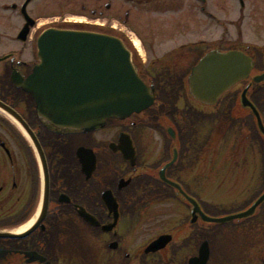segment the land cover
I'll return each mask as SVG.
<instances>
[{"label":"flooded vegetation","instance_id":"obj_1","mask_svg":"<svg viewBox=\"0 0 264 264\" xmlns=\"http://www.w3.org/2000/svg\"><path fill=\"white\" fill-rule=\"evenodd\" d=\"M212 1L0 0V102L28 126L38 144L35 148L12 115L2 113L0 264H188L197 254L199 228L183 235L184 240L178 239L176 246L173 232H160L140 243L133 236L142 226V211L185 204L176 187L160 179L174 151L177 160L165 169V177L190 196L198 189V180L186 183L181 165L192 153L188 136L195 145L198 105L191 97L192 105L183 111L188 120L181 125L176 119L182 95L177 84L187 82L192 66L201 58L199 47L210 44L196 38L156 52L153 42L145 45L134 36V27L127 31L88 18L108 16L128 21L137 4L191 3L198 13L216 20L205 7ZM233 1L238 4L239 16L229 18L227 24L236 30V44L229 41L227 46H210L239 49L254 61H264V42L244 41L242 28L249 20H258L255 34L264 33V0ZM48 29L119 37L131 53L138 76L155 88L153 106L125 119H107L101 129L91 132L44 123L31 96L15 82L31 74L37 63V38ZM224 31L222 35L227 29ZM147 36L157 39L155 33ZM157 83L164 86L161 99L157 98ZM162 234H171V242L146 252L148 244ZM240 238L239 243L223 240V257L219 256L222 250L213 252L209 241L207 264H264V244L257 237ZM186 241L189 243L183 244ZM188 252L190 256L185 258Z\"/></svg>","mask_w":264,"mask_h":264},{"label":"rangeland","instance_id":"obj_2","mask_svg":"<svg viewBox=\"0 0 264 264\" xmlns=\"http://www.w3.org/2000/svg\"><path fill=\"white\" fill-rule=\"evenodd\" d=\"M224 1L214 0L209 6H205L207 11L216 15L218 18L216 20L208 18L201 12L198 13L191 3H160L151 6L144 3L137 4L134 17L128 21L116 20L108 16L88 19L107 24V26L112 24L127 31H131L134 27L137 31L134 36L140 38L145 45L153 42L156 52H163L158 50L174 48L181 42H191L196 38L205 40V43L210 45L227 46L229 41L236 44L234 40L236 30L227 24V20L229 18L236 20L239 16V9L238 4L233 0ZM194 4L199 5L200 3ZM257 22L258 20H249L248 25L242 27L245 30L244 41L258 44L264 42V33L259 37L255 34ZM218 23L224 26H219ZM224 28L227 29V33L222 35ZM151 31L157 35L156 40L146 38L147 34H154ZM210 45L200 46V52L202 49L211 47ZM257 72H264V61L255 64V70L251 75ZM243 86L244 83H240L233 88L232 92L236 94V97L231 107H228L229 94H226L213 107L198 104V111H201L203 116L214 119L210 123L204 121L198 124L205 130H199V132L197 130L195 145L192 136L187 137L190 140L188 148L193 146L190 149L192 153H190V158L183 159L181 164L184 180L186 183L198 180V189L195 190L194 195L207 209L206 214L215 217L229 212H238L249 205L254 195L264 189L262 188L264 185V143L256 130L251 112L243 109L238 102ZM260 86L256 88L253 86L248 95H253L255 100L262 96V101L259 100L261 102V109H259L264 123V84ZM189 105H192L191 98L185 90L182 95L180 94L177 103L176 119L181 125H185V121L188 120V114L183 111ZM181 111L184 114H181ZM151 133L154 135L153 130ZM189 167L192 169L188 170ZM188 215L189 209L186 204L182 206L169 204L167 207L142 211L139 214L142 226L137 229L133 238L136 243H140L157 236L160 232H173L175 242L173 245L176 246L178 239L183 241L182 236L191 235L195 227L199 228L197 234L200 238L213 242V252L222 250L219 252L221 257L225 256L224 247L221 246L224 239L239 243L242 240L241 236H249L257 237L259 242L264 244V204L257 210L256 215L250 218L219 225H209L199 221L191 226L187 220ZM187 242L189 243L186 241L183 244ZM193 253L196 254L195 247ZM188 256H190L189 252L185 258Z\"/></svg>","mask_w":264,"mask_h":264},{"label":"water","instance_id":"obj_3","mask_svg":"<svg viewBox=\"0 0 264 264\" xmlns=\"http://www.w3.org/2000/svg\"><path fill=\"white\" fill-rule=\"evenodd\" d=\"M37 48L38 64L26 80H18L16 85L33 97L39 116L48 124L89 132L101 128L107 118H124L153 103V87H147L137 76L129 51L116 37L48 30L38 38ZM251 68V60L240 51H210L191 70L188 78L190 93L201 103L214 104L224 92L246 78ZM252 80L255 83L264 81V73L255 75ZM248 88L249 85L241 92L240 102L242 107L251 109L264 136L261 117L246 96ZM0 108L28 132L13 111L2 103ZM31 139L38 148L32 136ZM122 152L125 154L124 150ZM176 156L175 153L167 166L174 162ZM184 196L192 206V223L198 217L213 224L248 218L264 202L263 192L242 212L211 217L194 199ZM110 228L104 227L105 230ZM170 240V235H163L151 242L145 251L159 250ZM208 257L209 248L207 242H203L198 256L191 258L189 264H206Z\"/></svg>","mask_w":264,"mask_h":264},{"label":"trees","instance_id":"obj_4","mask_svg":"<svg viewBox=\"0 0 264 264\" xmlns=\"http://www.w3.org/2000/svg\"><path fill=\"white\" fill-rule=\"evenodd\" d=\"M157 88L159 89V91L161 93L164 92V86H163V84H157ZM230 96H231V103H233L234 100H235L236 94L231 93ZM160 97H161V95H160ZM258 104H259V107H260V102H258ZM231 106H232V104H231Z\"/></svg>","mask_w":264,"mask_h":264}]
</instances>
